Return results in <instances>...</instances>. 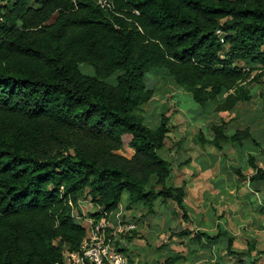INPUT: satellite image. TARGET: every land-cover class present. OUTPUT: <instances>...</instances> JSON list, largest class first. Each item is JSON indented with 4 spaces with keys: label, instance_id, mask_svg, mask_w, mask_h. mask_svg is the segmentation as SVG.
<instances>
[{
    "label": "trees",
    "instance_id": "1",
    "mask_svg": "<svg viewBox=\"0 0 264 264\" xmlns=\"http://www.w3.org/2000/svg\"><path fill=\"white\" fill-rule=\"evenodd\" d=\"M99 1L0 0V264H66L64 254L88 234L73 216L83 199L94 221L116 213L124 193L125 210L149 214L156 202H171L188 220L185 183H170L172 163L160 155L169 117L163 112L149 127L139 113L154 93L150 72H164L216 113L235 111L251 101L253 86L264 88V0ZM229 122L194 142L221 153L251 138L248 129L228 134ZM248 167L257 192L264 169L252 157ZM169 237L220 244L217 264H264L254 243L235 250L221 228ZM184 260L172 253L161 264Z\"/></svg>",
    "mask_w": 264,
    "mask_h": 264
},
{
    "label": "rangeland",
    "instance_id": "2",
    "mask_svg": "<svg viewBox=\"0 0 264 264\" xmlns=\"http://www.w3.org/2000/svg\"><path fill=\"white\" fill-rule=\"evenodd\" d=\"M81 69L84 73H92L89 67L82 66ZM147 78L148 86L154 89V93L147 103L140 106L139 113L144 117V123L149 127L158 125L160 115L163 112L169 117V124L173 128L168 134L165 148L160 151V155L163 159L172 163L173 171L170 183L174 186H180L182 182L185 183L186 196L184 200L188 220H185L180 213H176L173 203L168 202L160 207V202H156V210L149 215H144L146 211L135 210L133 213L125 215L119 222L117 220L115 225H111V216L107 218L110 228H107L104 236L109 244L113 247H116V244L119 245H117L119 248L123 247L125 249L123 253H129L136 264H161L164 257L172 253H180L186 258V260L177 264H217L218 258L216 256L224 255L223 252L218 250L221 247L220 244L213 245V243L204 242L205 247H203L194 245L188 242L187 239L178 237L170 239L169 234L187 229L193 232H207L215 235L218 229L221 228L233 236V248L235 250L246 251L248 250L247 243H254L256 250L264 253V204L262 202L264 195L256 194L251 190L247 181L249 173L242 172L246 169V166H243L241 162L233 166L230 163L229 166L228 162L230 161L226 163L224 160L233 152L227 151L226 146L221 153H218L213 147L203 149L200 142H197V144L194 142V139L200 133L204 139H209V132L204 129L203 124L206 121V125L212 124L211 120L214 117L212 104L209 103L204 107L198 105L188 93L177 87L162 71L156 74L150 72ZM175 88L182 91L176 93ZM260 90L256 86L251 88L252 99L256 98L257 92H260ZM173 95L175 96L173 97ZM173 98L177 103H173ZM258 100L257 108H260L262 101H260V98L256 101L258 102ZM251 102L253 103V101ZM248 106L251 105L246 102L240 108L243 110ZM184 118L188 120L189 125L187 122H182ZM223 120L222 118L218 123H223ZM236 120H238V114L231 127H235ZM226 129V131H229L230 126L227 125ZM197 130L196 135L195 131ZM209 131L211 132L210 129ZM184 133L185 136H183ZM184 145L188 149H185L182 153ZM196 146L202 148L201 151L204 155L196 149ZM236 152L244 160H246L247 154L251 153L238 150ZM131 153V150L123 148V155L129 157ZM184 154L192 155L191 159H188L189 156ZM212 156L218 160L217 164L214 163L210 171L201 173L200 171L208 164V160H211ZM179 159L194 160L193 165L188 167L186 174H183L182 170L179 171L177 165ZM233 160L237 159L233 157ZM233 168L240 170L242 177L235 175L232 172ZM193 173L195 174L193 175ZM243 177H246V179L244 180ZM84 201L86 200L80 201L78 210L75 208L74 212L82 217L76 222L83 227H88L86 218H89L88 213L95 212V208L88 200L87 202ZM125 204L126 194L124 193L121 206H119L123 211ZM262 209L263 213H261ZM129 225L132 226L130 230L121 231ZM255 253V251H252L251 256L256 255ZM263 260L264 257L259 261L262 262ZM64 261L66 262V260ZM220 264L231 263L223 259Z\"/></svg>",
    "mask_w": 264,
    "mask_h": 264
},
{
    "label": "crops",
    "instance_id": "3",
    "mask_svg": "<svg viewBox=\"0 0 264 264\" xmlns=\"http://www.w3.org/2000/svg\"><path fill=\"white\" fill-rule=\"evenodd\" d=\"M261 89L260 92H257V96L255 99H251V101H253V103L251 101L247 102L249 105L251 106H248L247 108H243V110H241L242 108L241 107V103L237 106V108L235 109V111L233 112H230V113H216L214 112V105L212 103V106H213V109H212V113H214V117L213 119L211 120V123L209 126L206 125L207 124V121L204 122L203 124V127L205 130H208L209 132V139L207 140H211L213 138V134L209 131L210 127L215 125V124H220L218 123L219 120H222V118L224 119L223 121L224 122H229V126H230V129L229 131H227L228 134L230 133H233V132H230L232 130H237V129H240V130H243V129H248L249 132H250V137L249 139H245L243 140L242 144L239 145L237 148H232L230 147L229 145H225L227 147V151H232V155L230 154L227 158H225L226 160H224L226 163L228 161L229 163V166H230V163H232V166L235 164L237 165L238 162H241V164L244 166H246V169H244L242 172L247 174V172L249 173V176L252 174V170L248 167V160L250 157L253 158L254 160V163L264 169V110H263V103H264V88H261V87H258V89ZM174 91L176 93H179L181 92L182 90L181 89H177L175 88ZM175 93V94H176ZM258 93H262L261 95L258 94ZM183 94V93H182ZM176 95H181V94H176ZM175 95H173L174 97ZM258 98H260L262 101V106H260V108H257L258 104H259V100L258 102L256 101ZM173 100V103H177L176 101H174V98L172 99ZM251 103V104H250ZM256 105V106H255ZM237 114H238V120H236L235 122H237V124L235 125V127H231L233 121L236 119L237 117ZM188 120L186 118H184V120L182 122H187ZM213 121V122H212ZM187 124L189 125V123L187 122ZM183 126V125H182ZM193 128V127H191ZM237 128V129H235ZM200 129V127H199ZM198 129V130H199ZM198 130L195 131L196 135L198 133ZM211 130V129H210ZM187 133V132H185ZM185 133L183 134V136H185ZM195 135V134H194ZM254 140V141H253ZM224 146V147H225ZM223 147V148H224ZM185 149H188L185 145L183 146L182 148V153L185 151ZM196 149L200 150V153L202 154L203 151H201V147L199 146H196ZM235 149V150H234ZM236 150L238 151H249L251 153H248L247 154V158L246 160H244V158H242L240 156V154H237ZM132 152V151H131ZM240 153V152H239ZM132 154V153H131ZM199 154V155H201ZM185 156H189L188 159H191L192 155L190 154H184ZM198 155V157H199ZM204 155V154H202ZM209 157V156H208ZM233 157L234 159L236 158L237 160H233ZM240 157H241V160H240ZM178 163V167H179V171H183V174H186V171L188 169V167L192 166L193 165V161L194 160H177ZM208 164L202 168V171H200L201 173H206L208 171H210V169L213 167L214 163L217 164V161L216 158H213V156L211 157V160H208ZM170 162V161H169ZM171 163V162H170ZM197 171V169H195ZM199 172V173H200ZM195 173H193L194 175ZM248 176V177H249ZM247 177V178H248ZM248 181V180H247ZM183 183V182H182ZM181 183V184H182ZM180 184V185H181ZM176 186V185H175ZM252 190V189H251ZM230 191V190H229ZM253 191V190H252ZM254 193H258L260 195H264V187H261L259 186V190L257 192L253 191ZM186 193V191H185ZM84 202H87L84 201ZM263 204H264V200H262ZM168 203V202H167ZM166 203V204H167ZM160 207H163L165 204H162L160 203ZM156 205V204H155ZM121 206V205H120ZM81 210V209H80ZM138 210H141V211H146L144 213V215L148 212L145 208H140V209H137L136 211ZM156 210V207H154V211ZM135 211V210H134ZM134 211H128V210H125L123 211V209L120 207L118 209V214L115 215V213L111 216L112 218V222H111V225H115L117 223V220L118 222L120 220H122L121 218H123L125 215L127 214H130V213H133ZM150 214V213H149ZM148 214V215H149ZM147 215V216H148ZM167 222V221H166ZM166 229V227H164ZM164 229V231H166ZM136 262V261H135Z\"/></svg>",
    "mask_w": 264,
    "mask_h": 264
},
{
    "label": "built area",
    "instance_id": "4",
    "mask_svg": "<svg viewBox=\"0 0 264 264\" xmlns=\"http://www.w3.org/2000/svg\"><path fill=\"white\" fill-rule=\"evenodd\" d=\"M102 2L105 4L106 1H99V3ZM216 34L221 36L220 31H217ZM80 203L79 201V206ZM74 209L73 216L75 220L82 218L75 214ZM86 223L88 225V234L82 240L78 251L64 254V260H66L67 264H126L124 253L115 246H111L104 236V232H106L107 228H110L106 218L103 216L98 221L86 218ZM131 227L130 225L126 226L121 231L126 232Z\"/></svg>",
    "mask_w": 264,
    "mask_h": 264
}]
</instances>
